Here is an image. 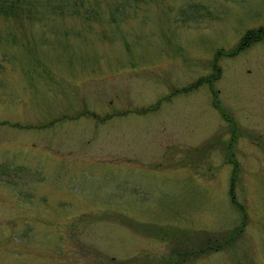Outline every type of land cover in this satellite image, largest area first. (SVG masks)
I'll return each instance as SVG.
<instances>
[{"label":"rangeland","instance_id":"obj_1","mask_svg":"<svg viewBox=\"0 0 264 264\" xmlns=\"http://www.w3.org/2000/svg\"><path fill=\"white\" fill-rule=\"evenodd\" d=\"M185 1L0 14V264H264V0Z\"/></svg>","mask_w":264,"mask_h":264},{"label":"trees","instance_id":"obj_2","mask_svg":"<svg viewBox=\"0 0 264 264\" xmlns=\"http://www.w3.org/2000/svg\"><path fill=\"white\" fill-rule=\"evenodd\" d=\"M98 0H0V14L6 16H24L30 18H41L45 13H79V7L84 5L85 3L96 4ZM133 1L138 0H114L116 5L124 6L128 4H132ZM204 3L194 0H186L184 5L179 9L180 21L183 23L191 24V21H195L197 23H202L203 21L196 20L199 16L201 17V13H204L205 9ZM264 39V26H260L258 28H250L248 29L242 36L239 44L232 50L226 51L227 54H236L241 49L249 46L253 42ZM224 51H217V55L223 54ZM214 71L213 73L199 77L196 82L191 83L192 86L198 85L202 81H208L213 84V81L219 78L221 73V67H218L216 63H214ZM186 88V87H184ZM214 91V104L221 111L223 116L230 120L233 124V136L236 137V130L238 129V123L232 114L228 111V109L222 104L219 98V89H216L215 86H212ZM237 127V128H236ZM231 147V143H229L228 148ZM230 160L234 163V168L232 171V189L231 196L232 201L238 205V208L243 212V219L239 225H236L235 228L231 231L230 237L226 238V241H231L234 236L238 233L242 232L245 227L246 220L248 217V211L246 207L237 200L234 191V182L239 173V163L236 159L232 157L230 154ZM215 248V247H214ZM205 251V250H204Z\"/></svg>","mask_w":264,"mask_h":264}]
</instances>
